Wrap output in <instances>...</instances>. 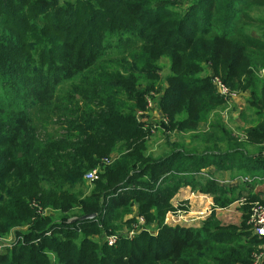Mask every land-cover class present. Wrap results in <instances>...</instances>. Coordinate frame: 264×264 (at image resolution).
Returning <instances> with one entry per match:
<instances>
[{
    "label": "trees",
    "instance_id": "trees-1",
    "mask_svg": "<svg viewBox=\"0 0 264 264\" xmlns=\"http://www.w3.org/2000/svg\"><path fill=\"white\" fill-rule=\"evenodd\" d=\"M105 1L120 3L123 16L140 23V41L127 39L122 44V56L114 64L105 59L101 45L95 44L92 24L89 27V20L79 9L58 6L55 0H0V15H4L0 24H17L8 21L7 16H15L17 11L25 13L36 4L44 9L45 16L52 12V18L44 24L50 22V32L60 36L56 43H50L57 49L53 66L46 72L28 73L30 69L7 43L15 39L9 31L2 34L0 235L32 224L37 218L31 208L34 200L64 215L76 208L82 216L97 215L96 219L74 224H69L70 219L53 222L37 218L33 225L37 234L32 237L41 245L34 242L6 247L0 251V264H51L43 255L46 251L54 253L59 264H192L196 255L214 248V237L206 232L219 230L222 224L212 215L200 229L164 225L165 215L173 210L170 200L180 186L191 184L193 191L214 197L215 207L227 208L236 199L235 189L219 187L212 179L195 184L189 175L213 165H218V170L232 171L233 177L264 174V104L253 85L259 81L252 72L264 69V43L247 33V27L255 22L249 11L263 6L264 0H222L229 2L226 11L220 0H203L201 15H195L192 21L182 20L176 27L164 24L166 16L160 13L152 17V11L145 9L150 0ZM200 5L195 8L197 13ZM98 14L92 17L96 20ZM100 18L104 21L112 17L103 10ZM190 22L192 26L187 28ZM34 29L29 26L28 32ZM163 56L171 59L166 78L159 67ZM205 62L220 70L226 78L223 82L229 86L241 79V71L248 72V103L258 124L247 130L246 143L234 139L218 119L204 139L209 144L205 155L192 156L177 148L168 157L155 160L148 154L146 138L150 132L143 133L146 129L137 117V106L127 103L135 104L142 94L155 91L162 95L159 106L173 123L171 129L197 131L200 123L225 104L213 83L200 77ZM137 74L147 78L146 85ZM250 145L256 150L250 152ZM111 154L117 158L115 164L100 173L95 192L85 193V176ZM135 174L149 176L148 182L142 181L149 190L132 188L137 182ZM230 194L231 199L226 197ZM144 200V208L153 207L151 220L159 225L157 237L142 233L131 243L122 240L119 249L106 248L110 255L102 251L104 247L87 240L99 232L98 220L101 226H108L119 220V213L129 214ZM249 218L250 213L243 219L248 229ZM64 223L68 231L79 226L85 235L79 237L77 231L65 235ZM247 232L260 242L251 229ZM221 245L229 249L233 243Z\"/></svg>",
    "mask_w": 264,
    "mask_h": 264
},
{
    "label": "rangeland",
    "instance_id": "rangeland-1",
    "mask_svg": "<svg viewBox=\"0 0 264 264\" xmlns=\"http://www.w3.org/2000/svg\"><path fill=\"white\" fill-rule=\"evenodd\" d=\"M58 6L65 7L66 9L74 10L76 11L79 9V12L81 15L83 14L85 17V20L88 19L89 27L92 24V28H90L91 33L94 34L95 38V44L101 45V51L105 56V59L109 60L111 63L114 64V60L122 55H120V51L123 50L122 44L125 43V41L131 37H134V41H140V23L136 20H133L129 16H123L124 15V9L120 5V3H109L105 0H55ZM203 0H150L146 6V10L152 11L153 18L158 16L160 13V16H166V19H164L165 23H170L171 27H176V25L181 22L182 20L187 21L190 19L192 21L195 18V15H201L203 6L200 5ZM220 3L222 4L224 11H226V8L229 6V2H222L220 0ZM163 7L159 9L160 6ZM200 5V10L197 13L195 8ZM105 10L109 13V15L112 18H108L104 21L100 18L101 12ZM44 9L39 5H32L29 6L25 13H21L20 11H17L15 16H7V20L11 22H16L17 24L13 25H2L0 24V41H2V34L5 31L10 32V36L13 37L15 40L9 43L12 50H15L19 56H20V62L23 65H26V67L29 70L28 73H31V71L38 72H46L49 70L53 65L55 52L57 51L56 47L51 45L50 43H56V41L59 39V35L50 32L49 30V23L44 24V21L50 20L52 18V12H49L48 16H45L43 13ZM158 11V12H156ZM98 12L99 16L96 17V20L92 17L93 13ZM249 15L255 19V22L247 27V33L255 38H258L262 43H264V5L258 6L252 10L249 11ZM3 16L0 15V23L3 21ZM114 18H118V20H114ZM84 19V18H83ZM97 21H101L98 24ZM22 22V24L18 23ZM193 22H190L189 27L192 26ZM35 26L34 30H31L28 32V27ZM199 26L202 27V24L199 23ZM88 32H85V36H87ZM82 43V42H81ZM16 44V45H15ZM45 48V50H44ZM114 67V65H112ZM159 67L162 69V77L166 78L170 73V67H171V59L169 56H163V58L159 61ZM203 67L205 68V72L203 71L200 75L201 78H204L206 80H209V82L212 84V81L214 78H219L223 81L226 80V78L223 76L222 72L219 70H215L213 66L207 62L203 64ZM150 68L147 70L149 71ZM239 76H241L240 80H237L233 85L228 87L229 89L236 93L240 99L243 101H250V87L247 86V83L250 81V76L248 72L241 71ZM253 75H255V79L259 82H257L256 85L258 89V95H261V101L264 104V69L261 67L252 70ZM137 77L141 81V83L144 80V83L146 85L147 78L143 75L137 74ZM79 80H75L74 83L78 84ZM237 88V89H232ZM147 93V92H146ZM142 94L137 101V103L129 102L128 105L138 109V112L147 113L148 112V106L149 103L156 104L158 101L155 99L158 98V93L155 91L149 92V94ZM243 94H247L249 97L248 100H246L244 97L240 96ZM242 97V98H241ZM130 100L132 99V96H129ZM145 103L144 109L141 107V105ZM141 107V108H139ZM224 107V106H223ZM222 107V108H223ZM221 108V109H222ZM264 111V110H263ZM137 112V114H138ZM148 116V114H147ZM146 116V117H147ZM229 119H231L230 115ZM149 117V116H148ZM143 118V117H141ZM245 121L241 120L240 117L235 118L234 122H230L231 127L234 129V125L237 126L241 123L243 125V122L245 123L246 127L242 129L243 132L247 133V130L251 128L250 121L253 119V116L249 110H247V113L245 114ZM152 119V118H151ZM262 120L264 121V115L262 116ZM145 121V120H144ZM149 121V120H146ZM153 123V122H152ZM144 125L146 127L150 126V128H146L145 132H150V130L153 129L154 125H152L149 122H145ZM153 126V127H152ZM247 129V130H245ZM115 156V154H111L105 158L101 159V162L95 169H98L100 173H105L107 168L112 167L115 164L116 159L112 158ZM111 158V159H110ZM108 160V162H106ZM235 174V173H234ZM233 175V174H232ZM263 175V176H262ZM260 176H251L249 173H244L239 176L240 182H238L236 185L232 184V189H235L237 192L238 199H249L245 201L244 206L247 208L243 213L242 209L240 208V211L243 215L247 216V214L250 213L252 204L261 201L264 196V174ZM137 182L134 183L133 189L139 188L138 190H149L146 189L142 181L148 182L149 176L142 177L140 174H135ZM246 177H251L254 179L252 183H246L244 179ZM228 178L226 175L224 177H220V179H226ZM242 179V180H241ZM229 181V180H228ZM141 183V184H140ZM139 184V185H138ZM235 184V183H234ZM252 184V185H251ZM86 192L87 194H91L92 192H95L97 190L96 184H88L85 182ZM193 192V191H192ZM196 193V192H193ZM197 200V203H201V201H206V199H203L201 197V193ZM211 197V196H210ZM250 199H256L253 201H250ZM146 200L140 201L136 204V206L133 208V210L129 214H118V221H115L111 223L108 226H101L100 220L99 221V232L96 235H89L87 237V240L91 243L99 244L100 247H104V250H102L106 255H110V251L106 248H116L119 249L120 242L122 240H129L131 243L133 240L136 239V237L142 233H147L149 236L157 237L159 235V225L157 226L158 231L156 232V229H151L153 220H151V217L153 215V207L150 209H146L143 206L146 204ZM34 204L38 205V208L34 206ZM191 203L189 201H181L178 203V206L175 207L177 209L175 212H171L168 223L171 225H182L183 227H190V226H197L202 219L206 218L207 212L209 209L204 210L205 206L201 204L200 207L197 208L196 213L193 212V216H189V214L192 212L190 207ZM211 206V205H210ZM31 208H33L36 211L37 218H47L52 220L53 222H64L65 219H70V221L76 218L83 217L80 214V209L76 208L68 215L61 214L57 211H54L50 208H43L42 205L39 204L36 200L33 201ZM41 209V212L39 213ZM237 214V210L235 211ZM227 215H230L231 218H221L226 224L231 223V225H222L219 230H213L211 232H206L208 235H212L214 237V248L209 251H205L201 255H196L193 259H191L192 264H252L253 263V255L258 251V249L263 245V243L256 242L254 239H251L252 235L250 232H247L248 226H245L242 221V216L234 217V211L232 210ZM166 216V215H165ZM220 216L222 217L223 214L220 213ZM37 218L33 220L32 224H26L22 227H19L17 232L11 231L10 234L4 236L5 246L12 247L13 245L18 244L19 246H29L30 243H36L37 245H41L39 241L33 240V235L37 234V231L35 227L33 228L34 223L37 221ZM97 218V215H96ZM95 218V219H96ZM144 219V225L139 226V220ZM173 219V220H172ZM39 220V219H38ZM109 224V220L106 219V224ZM165 225V219L163 222ZM156 224V223H155ZM64 225V232L65 235L70 232H78V236L82 237L85 234L83 233V229L79 226L72 228L70 231H68V228L66 226V223ZM139 226V227H138ZM169 226V225H168ZM228 227V228H227ZM231 228V229H229ZM16 230V229H15ZM17 233V234H16ZM32 237V238H31ZM114 237L116 239V243L114 245H109L110 238ZM50 238V237H49ZM77 241V239H74ZM233 243V246L229 249L224 248L221 243ZM99 247V248H100ZM221 249H227L225 253L221 252ZM51 264H59L58 260L56 259V256L54 253H50L48 251L43 254Z\"/></svg>",
    "mask_w": 264,
    "mask_h": 264
},
{
    "label": "crops",
    "instance_id": "crops-1",
    "mask_svg": "<svg viewBox=\"0 0 264 264\" xmlns=\"http://www.w3.org/2000/svg\"><path fill=\"white\" fill-rule=\"evenodd\" d=\"M165 87L167 86V83H164ZM158 98L155 99L158 101L156 104L151 103L150 107H148V112L144 114L143 118L138 117V119L145 120V122H149L152 125H154L153 129L151 130L150 134L148 135L147 144H148V154L153 157L155 160H161L163 158L168 157L172 154L174 150H177L179 148L181 151H184L185 153H188L190 155L198 154V155H205L204 151L205 148L209 145L208 143H204V139L206 136H208V133H210V125L215 123L218 119L222 120V123L224 126L229 130L231 135L234 137V139H237L239 142H248L249 137L247 133L243 132L242 129L246 127L244 121H245V114L247 113V110H249L253 116V119L250 121L251 127H254L258 124L256 116L254 112L251 110L249 106V101H243L239 98V96L236 94V97L233 99H229L225 101L224 107L221 109H216L212 114L209 116L208 120L204 121L203 123H200L197 131H181L175 128L170 127L171 120L163 113V110L159 106V102L162 98V95L158 93ZM244 97L246 100L249 99L247 94L240 95ZM241 97V98H242ZM139 114V113H138ZM148 114V116H147ZM231 119H229V116ZM147 116V117H146ZM239 118L243 122V125L241 123L237 126L234 125V129L231 127L230 122H234L235 118ZM152 118V119H151ZM149 120V121H146ZM143 122V123H145ZM153 122V123H152ZM145 128V127H144ZM146 129V128H145ZM247 130V129H245ZM261 145L258 146V148ZM256 146L250 145L248 147V150L254 151L256 150ZM217 154V152H214ZM213 154V153H212ZM214 155V154H213ZM116 158V157H115ZM226 166L228 167V163L226 162ZM218 165H213L208 168H205L201 170L200 172L190 174L188 179H193V182L195 184H204L207 180H214L219 187L228 188L230 189L233 185H236L238 182H240L239 176L233 177L232 171L227 170H218ZM227 176L226 179H220V177ZM170 176H176L175 173H171ZM178 177V176H177ZM229 180V181H228ZM229 182H234L230 184ZM193 186L191 184H182L176 194L172 197L170 200V205L173 208V210L167 212L165 216V223H167L170 213L175 212L177 209L175 207L178 206V203L181 201H189L191 203V213L189 216H193V212L196 213V210L198 207L202 205L205 206L204 210L209 209L207 212L206 218L202 219V221L197 226H190L188 228H194V229H200L203 228L204 225L209 221L212 215L222 224V225H231V223H225L221 218L227 219L228 217L231 218L230 215H227L232 210L234 211V217L242 216V221L244 219V215L242 214L244 211L242 207L244 206V202L249 199H238L236 195V199L231 202V204L227 208H220L215 207L214 205V197H210L208 194L201 193V197L203 199H206V201H201V203H197V200L200 194L199 191H193L196 193H193ZM227 198L231 199L233 195H227ZM211 205V206H210ZM240 208L242 209V213L240 211ZM237 210V214L236 211ZM220 213L223 214V216H220ZM248 216V214H247ZM173 220V219H172ZM165 225V224H164ZM171 227L176 226H182V225H170ZM248 225V222H247ZM158 223H154L151 227V229H157ZM250 230V229H249Z\"/></svg>",
    "mask_w": 264,
    "mask_h": 264
},
{
    "label": "built area",
    "instance_id": "built-area-1",
    "mask_svg": "<svg viewBox=\"0 0 264 264\" xmlns=\"http://www.w3.org/2000/svg\"><path fill=\"white\" fill-rule=\"evenodd\" d=\"M213 86L216 90V94L220 96L223 100L227 101L229 99H233L236 97V93L232 92L229 87L223 82V80L219 78H214ZM151 102L149 103L150 107ZM145 113L139 112L138 117H143ZM145 122L144 120H141ZM147 128L146 126H144ZM112 158H115L114 156ZM111 159V158H110ZM116 159V158H115ZM108 162V160H106ZM100 179V171L95 169L90 171L85 176V182L88 184H94ZM242 180V179H241ZM246 183H252L254 181L251 177H246L244 179ZM230 184L234 182H229ZM35 207L38 208V205L34 204ZM41 212V209L39 213ZM168 224V222H167ZM144 225V219L139 220V226ZM171 225V224H170ZM248 225L254 235V237L258 238L259 241H262L263 245L258 249V251L253 255V263L252 264H264V196L261 201H258L252 204V208L250 211V218L248 220ZM138 226V227H139ZM5 239L0 235V251H3L7 246H5ZM116 243V239L114 237L110 238L109 245H114Z\"/></svg>",
    "mask_w": 264,
    "mask_h": 264
},
{
    "label": "water",
    "instance_id": "water-1",
    "mask_svg": "<svg viewBox=\"0 0 264 264\" xmlns=\"http://www.w3.org/2000/svg\"><path fill=\"white\" fill-rule=\"evenodd\" d=\"M95 218H96V215H86V216H83L81 218L73 219L70 222L71 223H77V222H82V221H86V220H92V219H95Z\"/></svg>",
    "mask_w": 264,
    "mask_h": 264
}]
</instances>
